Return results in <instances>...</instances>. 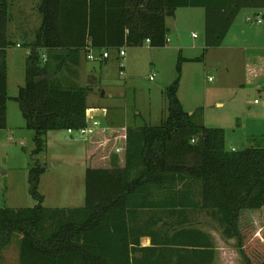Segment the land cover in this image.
<instances>
[{
    "label": "trees",
    "instance_id": "obj_1",
    "mask_svg": "<svg viewBox=\"0 0 264 264\" xmlns=\"http://www.w3.org/2000/svg\"><path fill=\"white\" fill-rule=\"evenodd\" d=\"M235 2L233 8L230 0H39L41 22L33 39L22 38L25 81L14 96L34 133L33 154L45 150L49 130L87 123L90 87L55 76L67 61L87 58L89 48L118 51L146 39L163 47L166 17L185 6L205 8L206 45L218 46L240 6ZM9 10L10 0H0V129L9 99L6 49L16 44L8 33ZM164 95L159 123L128 126L122 135L116 127L88 134L82 206L42 205L38 184L45 167L34 156L28 183L37 203L0 207V256L16 241L18 264H211L213 238L193 224L203 212L225 238L236 239L243 264H264V246L256 241L246 248L240 227L243 211H264V146L227 150L223 128L205 126L197 111L183 108L177 80ZM106 130L116 133L120 152L117 146L108 166H94L92 143L106 140ZM142 236L150 245H141Z\"/></svg>",
    "mask_w": 264,
    "mask_h": 264
},
{
    "label": "rangeland",
    "instance_id": "obj_2",
    "mask_svg": "<svg viewBox=\"0 0 264 264\" xmlns=\"http://www.w3.org/2000/svg\"><path fill=\"white\" fill-rule=\"evenodd\" d=\"M244 8L239 7L235 16L236 21L241 17L244 25L232 26L218 46L206 45L205 8L185 6L166 17L168 41L163 47H124L121 56L110 50L107 60L88 59L84 64L80 58L76 64L96 75L95 79L82 77L81 82L93 88L87 95L88 104H93L88 109L97 113L93 119L99 122V129L116 127L120 131L117 134L122 135L128 126L159 123L167 108L164 88L177 80V97L183 108L190 113L197 111L195 118L205 126L223 128L227 150L264 146V20L246 21ZM172 22L177 25L175 31ZM24 32L19 29L10 37L22 39ZM18 51L17 55H23L26 50ZM12 67L6 127L0 129V207L17 209L37 203L29 194L28 183L35 157L45 167L38 184L42 205L82 206L84 172L90 163L86 153L90 148L88 135L49 130L45 150L34 155L33 130L26 127L14 100L18 90L14 77L22 75L23 64L16 59ZM255 99L259 103H254ZM105 116L112 120L106 122ZM107 130L103 133L106 140L101 136L92 143L94 166H108L117 146L116 153L120 152L122 144L115 140L116 133ZM193 224L211 233L217 249L213 264H229L231 257L232 264H243L236 239L225 238L213 219L200 212ZM240 227L246 248L253 249L256 241L264 246V211H243ZM0 264H18L16 241L2 249Z\"/></svg>",
    "mask_w": 264,
    "mask_h": 264
},
{
    "label": "crops",
    "instance_id": "obj_3",
    "mask_svg": "<svg viewBox=\"0 0 264 264\" xmlns=\"http://www.w3.org/2000/svg\"><path fill=\"white\" fill-rule=\"evenodd\" d=\"M230 1L232 3L231 6L233 8L236 7L235 1L240 2L239 7H245L244 8L245 11L243 12V14L245 15L244 16L245 20H246L247 16H252L253 14H255L257 12H261L262 18H263L262 22H263V20H264V0H230ZM38 2H39V0H10V10H9L10 20L8 22V27H7L8 33H10V36L13 35V33L18 32L19 29H22L25 31L23 33V36H22L24 39H27V40L33 39L35 31L41 22V16L37 10ZM239 7H238V9H239ZM222 11L223 10L221 9L218 14L220 15L222 13ZM236 15L237 14H235V16ZM235 16H234L233 20L231 21L229 29L227 30V32L225 33L223 38L227 36V34L229 33L232 26L239 28L240 25L241 26L244 25L241 17L238 21H236ZM165 22H166L167 28L169 29V27H168L169 23L167 21V18L165 19ZM171 26H172L174 31L177 30V25L175 23L172 22ZM14 28H16L17 30H14ZM241 33H245L244 30H242ZM167 35H168V33H167ZM223 38H222V40H223ZM13 41H15L16 44L11 46V47H8L6 49V53H7V87H8V82H9V76L11 75V70L13 69L12 65L14 64V61L16 59H18V60H20V64L21 63L23 64V68H22L23 71H22V75H20V76L17 75L18 77H14L16 82H14V80H13V82L19 88L20 86H22L24 84V81H25V57L28 53V50L22 46V39L13 38ZM18 48H23L26 50L23 53V55H17V52H19ZM42 54L44 56H46L45 51H43ZM84 60L86 61L88 59L85 57L84 58L82 57L83 64H84ZM67 62H68V66L67 67L65 66L62 71L56 73V75H55L57 77H60L64 83H67V84L68 83H75V84L80 85V86H85V84L82 83L83 82L82 77L94 78V79L96 78L95 72L90 71V69L85 68V66L79 67L75 62L74 63H71V61H67ZM54 64H55V61L51 60L49 65L51 67V66H54ZM11 77H12V75H11ZM246 81H253V79L247 78ZM92 90H93V88L90 87L89 92H91ZM87 104H88V102H87ZM91 105L93 106V104H88V106H91ZM95 115H97V113L93 114L90 112V109L87 110V119L88 120H91V118L93 119L95 117ZM111 120L112 119H110L109 117H106V122L107 121L110 122ZM58 207H62V206H58ZM63 207H68V206H63ZM201 229H203V228H201ZM206 232H208V231H206ZM208 233L211 234L210 232H208ZM140 242H141L142 246H148V245H150V237L149 236H142L140 238ZM214 249H215V256H214L213 262L211 264H213L216 260V252H217L216 250L217 249L216 248H214ZM233 261L234 260L232 257L230 259H228L229 264H232Z\"/></svg>",
    "mask_w": 264,
    "mask_h": 264
},
{
    "label": "built area",
    "instance_id": "obj_4",
    "mask_svg": "<svg viewBox=\"0 0 264 264\" xmlns=\"http://www.w3.org/2000/svg\"><path fill=\"white\" fill-rule=\"evenodd\" d=\"M262 19L263 18H262L261 12H257L255 14H253L252 16L246 17L247 21L254 22V23H262ZM145 43L148 44L149 40L146 39ZM123 48L118 50V54L120 56L125 54V51L123 50ZM108 57H109V50H107V49H103L102 51H100L98 53H96L93 49H90V48L87 51V58L88 59H98L99 61H103L105 59H108ZM120 67H123V66H120ZM120 73H122L121 70H120ZM151 77L152 76H150V78ZM254 103H259V101L257 99H255ZM262 112L264 113V107L262 108ZM99 128H102V127L99 125V122L97 120H95V119L88 120L87 119V123L85 126L79 128V129L68 128L67 132H69V133L78 132L80 134L88 135V134L93 133L96 129H99Z\"/></svg>",
    "mask_w": 264,
    "mask_h": 264
},
{
    "label": "water",
    "instance_id": "obj_5",
    "mask_svg": "<svg viewBox=\"0 0 264 264\" xmlns=\"http://www.w3.org/2000/svg\"><path fill=\"white\" fill-rule=\"evenodd\" d=\"M38 80L41 79V78H37Z\"/></svg>",
    "mask_w": 264,
    "mask_h": 264
}]
</instances>
